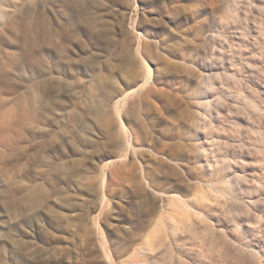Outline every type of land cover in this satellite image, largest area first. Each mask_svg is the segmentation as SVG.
<instances>
[{"label":"rangeland","instance_id":"rangeland-1","mask_svg":"<svg viewBox=\"0 0 264 264\" xmlns=\"http://www.w3.org/2000/svg\"><path fill=\"white\" fill-rule=\"evenodd\" d=\"M0 264H264V0H0Z\"/></svg>","mask_w":264,"mask_h":264},{"label":"bare ground","instance_id":"bare-ground-1","mask_svg":"<svg viewBox=\"0 0 264 264\" xmlns=\"http://www.w3.org/2000/svg\"><path fill=\"white\" fill-rule=\"evenodd\" d=\"M143 82L145 83V82H146V79H144V81H143ZM128 92H129V91H128ZM128 92H126V93H125V95H127V93H128Z\"/></svg>","mask_w":264,"mask_h":264}]
</instances>
